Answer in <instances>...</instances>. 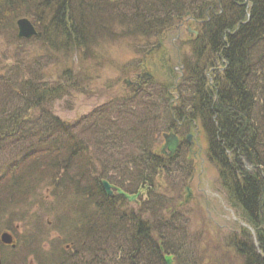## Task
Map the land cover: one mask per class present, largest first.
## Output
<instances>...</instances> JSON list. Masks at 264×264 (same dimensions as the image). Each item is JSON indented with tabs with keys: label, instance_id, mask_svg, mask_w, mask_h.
I'll use <instances>...</instances> for the list:
<instances>
[{
	"label": "trees",
	"instance_id": "trees-1",
	"mask_svg": "<svg viewBox=\"0 0 264 264\" xmlns=\"http://www.w3.org/2000/svg\"><path fill=\"white\" fill-rule=\"evenodd\" d=\"M221 1L243 3L226 6L227 25L241 20L243 33L228 36L225 42L219 35V46L212 44L207 51L197 53L193 65H185L188 77L178 80L179 87L191 85L192 94L178 95L194 111H200L207 155L217 167L230 207L252 231L242 227L231 234L229 251L218 264H264V0ZM203 2L0 0V43L12 48L28 43L17 36L16 21L21 17L34 23L38 33L32 40L39 42L36 56L24 52L21 59H0V218L6 210L25 207V199L42 188V183L50 188L52 205L80 199L76 205L60 207L55 219L60 224L55 226L62 238L57 247L52 245L54 253L48 258L41 255L39 263L48 264L52 259L50 264H166L161 246L174 256L175 264H204V254L200 258L201 250L193 249L197 235L179 239L178 223L184 219L179 215L174 218V211L167 219L170 203L154 183L161 171L168 181L170 165L175 162L158 157L155 151L160 142L156 135L170 127L157 120L161 117L152 107L153 91L109 100L74 121H65L50 105L60 98V82L44 75L52 56L57 58L60 50L73 56L74 48L86 46V58L92 57V32L104 38L111 26L120 25L119 37L149 42L186 11L197 12ZM64 9L69 10L68 17ZM62 19L68 22L70 33L60 34ZM72 20L76 22L74 29ZM60 35L65 37L63 43ZM214 59L228 61L223 86L209 83L214 67L209 63ZM198 64L207 67L208 79L196 69ZM213 98L218 99V105L211 109ZM167 102L162 99L161 104L166 107ZM242 161L257 168L247 173ZM103 179L138 200L140 189H147L148 200L138 207L145 210L146 219H117V225L103 219L130 205L120 195H107L101 186ZM100 215L106 216L98 219ZM35 219L41 218L37 215ZM94 223L103 228L94 230ZM111 226L112 230L104 229ZM38 240L39 234L34 233L30 239L33 247L27 254L34 255ZM64 242L72 244V251L61 245Z\"/></svg>",
	"mask_w": 264,
	"mask_h": 264
},
{
	"label": "rangeland",
	"instance_id": "rangeland-1",
	"mask_svg": "<svg viewBox=\"0 0 264 264\" xmlns=\"http://www.w3.org/2000/svg\"><path fill=\"white\" fill-rule=\"evenodd\" d=\"M64 14L68 17L69 10L64 9ZM192 16L190 11H186L174 20L173 25L149 42H131L119 37L120 25L111 26L104 38H99V33L92 32L90 58H86V46L74 48L73 56H70L69 51L60 50L57 58L52 56L50 66L44 71V75L55 79V83L60 82V98L50 103L56 116L65 121H74L96 106H101L109 100H126L138 91L145 95L153 91L152 107L166 110L165 104H161L162 99H166L171 105L175 99H180L179 93L182 96L192 94V89L179 87L180 84L177 83L179 78L185 80L188 77L185 65H193L194 61V56L191 55L192 47L188 43L194 38V31L196 33L200 30V26L193 22ZM30 22L35 28L34 23ZM71 23L74 29L76 22L72 20ZM67 25L65 19L60 21V34L63 31L70 33ZM64 41L65 37L60 35V43ZM20 45L19 48H12L0 43V59L5 62L13 61L16 57L21 59L19 55L24 52L37 55L39 42L36 40L30 38L28 43ZM40 45L49 49L42 41ZM209 52L211 57L214 56L212 49H209ZM67 54L69 56L65 57ZM204 72H207V69ZM127 81L151 83L148 88L136 91L134 86L127 84ZM182 106L184 104L178 105ZM199 122V119L188 120L180 129L187 132L191 128L195 146L189 158L186 160V155L182 156L178 162L170 165L168 181L165 177L167 174L161 171L159 176L154 178V183L170 203L167 219H170L169 213L172 211L184 219L182 223H178L181 225L178 228L179 239L190 234L191 238L197 235L198 241L196 246L193 244V247H196L193 249L201 250L200 258L204 254V264H218V259L223 256L225 258L229 251L227 245L231 234L238 232L242 227L248 228L251 233L252 231L227 201L217 167L207 155V141ZM189 123H193L195 128L189 126ZM164 133H167V130L156 135L160 142L155 151H159L163 144ZM41 185L42 188L36 189L35 193L25 199L27 202L25 207L6 210L0 218V232L9 229L15 231L12 233L18 245L15 248L8 246L2 250V264H23L24 260L27 262L41 260V255L48 258L50 253H54L52 245L57 247L62 238L58 233L59 228L55 226L60 224V221L55 220L60 213L59 204H51L53 199L50 197V188L45 183ZM147 192V189L141 188V200L129 202L130 206L139 207L147 201ZM37 215L41 218L40 222L35 219ZM34 233L39 234L41 241L38 240L35 250L38 256L35 251L34 255L28 256L27 253L33 247L30 239ZM67 242L61 245L72 251V244ZM169 256L170 263L175 264L174 256L171 254ZM196 261H199V258L196 257Z\"/></svg>",
	"mask_w": 264,
	"mask_h": 264
},
{
	"label": "bare ground",
	"instance_id": "bare-ground-1",
	"mask_svg": "<svg viewBox=\"0 0 264 264\" xmlns=\"http://www.w3.org/2000/svg\"><path fill=\"white\" fill-rule=\"evenodd\" d=\"M227 3L221 0H204V2L201 3V5H199L197 8V10L202 13H199L198 11L195 13H191L193 15L191 17L193 22L197 23L200 26V30L196 33L194 31L195 36L188 43V45L192 47V51H191L192 56L195 57L197 53H202L207 51L209 46L212 44L219 46L217 40L219 35L222 37V40H224L225 42L226 37L228 36L233 37L237 34V32L243 33L239 29V25L243 24L244 22H242L241 20L238 21L237 23L231 21L229 22V25H227L229 18H227V14H226L227 12L226 6L227 7L228 5L229 7L243 6V3L242 4L236 3V1L234 2L231 1L228 4ZM207 60H211V59H207ZM209 64H212V66H214L211 75H209V73L204 72V70L206 69L202 64H198L196 66V69H200L204 73H206L205 74L206 79H208V75L211 77L209 83H212L213 81L218 86H223L224 81L227 80L226 76L228 75V73L226 72L228 68V61L222 59L220 60V62H217L214 59ZM234 69H231L230 71H235ZM151 81L141 84L140 89L144 90L148 88ZM184 86L186 87V89H191V85L190 86L184 85ZM248 97L254 98L252 94H249ZM180 104H184V106L178 107V105ZM207 104H208V100L205 101L204 109L206 108ZM216 105H218V99L213 98V100L210 102L211 109L214 108ZM166 108H167L166 110H162L161 108L157 107V110H159L160 112L158 113V115L161 117V119L157 117V120L164 124L168 123L171 130H173V127L176 126L178 123H184L185 121L192 119L194 120L199 119V117L201 116V113H199L200 111L198 110L194 111L192 105H188L183 100L181 101L180 99H175L173 104L171 105L170 103H168L166 105ZM212 119H214V116H212ZM242 163H243V168L247 173H252L253 169L257 168V166H253L251 163H248L246 161H242ZM79 201L80 199L75 197L73 200L68 201V203L65 204L60 203L58 210H60V207H62L63 205L65 206L76 205L79 203ZM137 201H139L138 198ZM105 216L100 215L98 216V219H100V217H105ZM177 217H178L177 215L174 216V218ZM103 219H110L109 222L111 225H117L119 223L117 219H123V220L126 219L124 222H127L129 219H146V214L144 209L135 206L125 205L121 210L118 211L117 215L115 216L107 215ZM91 227L94 230H101L103 228L101 226L96 225L95 223L92 224ZM104 229L112 230L113 227L112 226L104 227ZM50 262H52V259L48 261V264H50ZM71 264H78V263L71 261Z\"/></svg>",
	"mask_w": 264,
	"mask_h": 264
},
{
	"label": "water",
	"instance_id": "water-1",
	"mask_svg": "<svg viewBox=\"0 0 264 264\" xmlns=\"http://www.w3.org/2000/svg\"><path fill=\"white\" fill-rule=\"evenodd\" d=\"M16 25H17L18 36L20 38H30L37 34L36 29L27 18L18 19ZM163 137L165 139V145L163 146V149L167 147L170 150V152L174 151L176 149L177 141H178L176 136L173 134H163ZM102 187L105 193L109 195L112 194L111 185L107 181L104 180L102 181ZM118 192L126 196L121 191ZM0 241L4 245H10L12 247H15V241L13 239V236L8 231H3L0 234ZM165 260L168 264H170L169 257H166ZM0 264H1V259H0Z\"/></svg>",
	"mask_w": 264,
	"mask_h": 264
},
{
	"label": "flooded vegetation",
	"instance_id": "flooded-vegetation-1",
	"mask_svg": "<svg viewBox=\"0 0 264 264\" xmlns=\"http://www.w3.org/2000/svg\"><path fill=\"white\" fill-rule=\"evenodd\" d=\"M127 84L134 86L135 90L137 91L140 89V85L142 84V82L132 83L131 81H127ZM187 123L188 121H185L184 123H178L176 126L173 127V130L170 129L171 131H174L173 133L178 138L176 149L173 152H170L168 148L162 149V147H160L159 151H157L158 157L164 158L169 161H174L175 163L178 162L182 156L185 157L186 155V160L189 158V154L193 152L192 148L195 146V142L193 141L191 135V128L188 129L187 132L180 130L182 129L181 127ZM191 125L193 128H195L193 123H189V126Z\"/></svg>",
	"mask_w": 264,
	"mask_h": 264
}]
</instances>
